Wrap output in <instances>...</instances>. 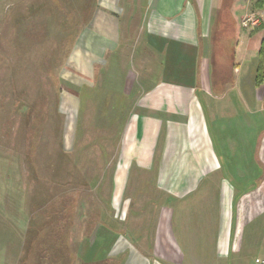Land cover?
Returning a JSON list of instances; mask_svg holds the SVG:
<instances>
[{"label": "crops", "instance_id": "obj_1", "mask_svg": "<svg viewBox=\"0 0 264 264\" xmlns=\"http://www.w3.org/2000/svg\"><path fill=\"white\" fill-rule=\"evenodd\" d=\"M142 5L147 49L158 63L144 60L151 81L143 78L121 97L127 109L116 157L105 164L111 167L108 196L94 208L99 217L77 258L87 264H207L210 257L224 263L253 217L242 221L240 198L262 175L264 66L259 80L257 67L264 0ZM215 5L229 8L231 25L221 28L225 20L217 15L211 34ZM243 14H257L256 23L241 26ZM84 34L69 60L75 84L67 86L75 87V96L62 95L65 110L85 87L96 88L97 71L124 54L111 0H99Z\"/></svg>", "mask_w": 264, "mask_h": 264}, {"label": "rangeland", "instance_id": "obj_2", "mask_svg": "<svg viewBox=\"0 0 264 264\" xmlns=\"http://www.w3.org/2000/svg\"><path fill=\"white\" fill-rule=\"evenodd\" d=\"M98 2L0 0V264H87L76 251L108 196L105 164L116 157L127 109L121 97L128 86L151 81L144 60L158 63L142 29L143 0H111L124 54L65 110L62 95L75 96L69 60ZM211 13V34L217 15L231 25L229 8L215 5ZM257 159L262 175L239 204L243 222L253 217L229 260L207 264H264V136Z\"/></svg>", "mask_w": 264, "mask_h": 264}, {"label": "trees", "instance_id": "obj_3", "mask_svg": "<svg viewBox=\"0 0 264 264\" xmlns=\"http://www.w3.org/2000/svg\"><path fill=\"white\" fill-rule=\"evenodd\" d=\"M221 8H228V7L223 5ZM219 26H221V28L222 26L226 27L224 23L220 24ZM263 66H264V36L262 38L261 47L259 50V64L257 67V80L261 78Z\"/></svg>", "mask_w": 264, "mask_h": 264}, {"label": "built area", "instance_id": "obj_4", "mask_svg": "<svg viewBox=\"0 0 264 264\" xmlns=\"http://www.w3.org/2000/svg\"><path fill=\"white\" fill-rule=\"evenodd\" d=\"M256 21L257 20L255 18H252V17L248 16L246 18H243L241 23H242V26L247 27L248 25L255 24Z\"/></svg>", "mask_w": 264, "mask_h": 264}]
</instances>
